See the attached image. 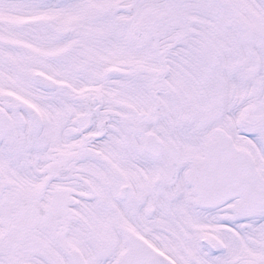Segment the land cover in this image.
<instances>
[{"label":"snow or ice","instance_id":"snow-or-ice-1","mask_svg":"<svg viewBox=\"0 0 264 264\" xmlns=\"http://www.w3.org/2000/svg\"><path fill=\"white\" fill-rule=\"evenodd\" d=\"M0 264H264V0H0Z\"/></svg>","mask_w":264,"mask_h":264}]
</instances>
